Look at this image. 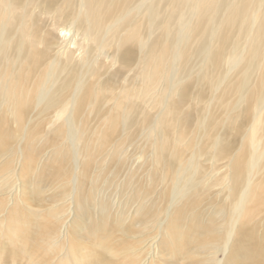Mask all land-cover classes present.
I'll use <instances>...</instances> for the list:
<instances>
[{
	"label": "bare ground",
	"instance_id": "obj_1",
	"mask_svg": "<svg viewBox=\"0 0 264 264\" xmlns=\"http://www.w3.org/2000/svg\"><path fill=\"white\" fill-rule=\"evenodd\" d=\"M33 168L65 211L111 214L116 187L121 243L188 212L204 239L187 264H264V0H0V254Z\"/></svg>",
	"mask_w": 264,
	"mask_h": 264
},
{
	"label": "rangeland",
	"instance_id": "obj_2",
	"mask_svg": "<svg viewBox=\"0 0 264 264\" xmlns=\"http://www.w3.org/2000/svg\"><path fill=\"white\" fill-rule=\"evenodd\" d=\"M91 117L92 115H89V119H91ZM139 145L141 149L143 147V141L141 138H139ZM133 159H135L136 164L138 161L141 162V158H139V154L136 152H134ZM35 170L33 168L31 173L27 172L23 174L22 179L26 182L25 187L21 189V193L24 192L23 205L19 210L20 212H14L13 215L9 216V221L5 223V248L1 250L0 254V258H5L3 264H49L53 258L50 259L52 256L41 247L43 241L47 239L43 233L48 230L51 223H57L62 218H66V216L65 224L68 227H66L68 233H66V239L69 237V242L66 244V258L61 256L63 251H59L61 253L58 257L62 258L61 260H57L55 264H108L109 261L110 264H124L127 260L124 259L123 255H126L127 252H130L133 249L139 250V258L145 256L146 252L149 251V254L145 256L147 259L149 258L146 264H187L194 255L193 250L196 249L197 239H204V235L201 234V232H198L200 230H198L199 227L197 229L194 227L196 225L201 226L200 223H198L197 220L194 221L195 219L192 218L191 214L186 212L185 217L189 214L186 218L184 217L183 220L181 218L177 222H174L173 225H170V227L168 226L167 230L166 226L164 227L163 225L162 230L164 231H162L161 234H158V237L155 238V240L148 239L147 241L150 242L144 241L142 243L129 242L130 244L126 240L124 243H121L120 238L122 236L116 226L119 222H122L117 218L123 217L122 219H126L123 220V222H127L129 217L128 214L124 213L126 205L122 204L123 206H121L120 204V202L122 203L121 200H123V195L121 192H117L116 187L114 189L108 188L103 192L105 198L110 201L109 209L111 214L105 209V215H103L99 208L95 209V206H90V210L84 213L83 211L77 210L74 205H72V208L70 207L69 210L65 211V207L60 208L62 206V199L55 202L54 193H57L60 189L58 188V184L52 182L49 172L40 171L38 173L37 171V173H35ZM117 195L120 197V200L118 198V201L120 202L117 201ZM57 210L58 212L55 213ZM127 212L132 213V209L130 208V212ZM11 217L14 218L12 219ZM164 220L165 218L161 219L162 222H164ZM135 226L136 225H134V227ZM110 233L112 234L110 235ZM147 235H144L143 238ZM151 236L152 235L150 234V239ZM114 237L116 242L113 240ZM137 239L138 237L134 238L133 241H138ZM150 245H153V248ZM74 248L76 250H74ZM218 257L220 258L221 255L218 254ZM240 258L242 259L243 256L239 257L235 264H251L253 259L251 257L247 259V256L246 259L245 256L242 260Z\"/></svg>",
	"mask_w": 264,
	"mask_h": 264
}]
</instances>
